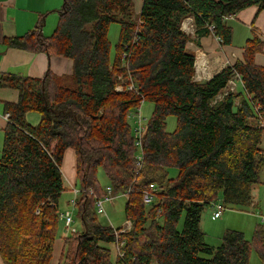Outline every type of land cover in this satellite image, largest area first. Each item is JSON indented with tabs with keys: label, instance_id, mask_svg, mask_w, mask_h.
<instances>
[{
	"label": "trees",
	"instance_id": "trees-1",
	"mask_svg": "<svg viewBox=\"0 0 264 264\" xmlns=\"http://www.w3.org/2000/svg\"><path fill=\"white\" fill-rule=\"evenodd\" d=\"M251 6L264 10V0H143L138 15L134 0H64L50 35L42 32V18L24 35L5 39L73 60L71 74L0 76V86L19 91L16 102L5 103L10 117L0 154L5 264H50L68 149L76 154L82 230L65 238L59 264H249L252 246L264 264V226L257 225L253 241L227 229L217 246L206 242L201 227L204 209L219 195L226 207L253 205L264 167V66L255 61L262 44L250 39L243 60L199 80L183 29L193 17L198 36L212 33L231 45L230 19ZM113 22L121 31L111 61ZM236 77L241 90L231 88ZM142 101L153 102L154 110L139 163L128 114ZM30 111L41 114L38 124L27 119ZM169 115L178 119L174 131L167 130ZM100 167L113 194L126 196L132 226L118 234L98 219L96 202L106 194ZM170 167L179 169L176 178ZM151 184L157 190L148 205L143 194ZM117 242L113 258L110 245Z\"/></svg>",
	"mask_w": 264,
	"mask_h": 264
},
{
	"label": "crops",
	"instance_id": "crops-1",
	"mask_svg": "<svg viewBox=\"0 0 264 264\" xmlns=\"http://www.w3.org/2000/svg\"><path fill=\"white\" fill-rule=\"evenodd\" d=\"M63 2L64 0H0V76L13 73L23 77L42 78L48 70L57 75L73 72L72 59L59 55L49 56L41 51L34 52L12 47L5 42L7 37L24 35L34 29L42 18L44 19L42 32L46 35L53 33ZM134 2L136 12L139 14L143 0H134ZM230 24L234 30L233 43L223 45L220 39L212 33L198 36L193 17H188L183 22V29L190 34L187 47L196 55L197 79H210L228 65L243 60L249 40L255 37L262 44L261 50L255 55V61L264 66V10H259L258 6L248 7L232 16ZM233 82L236 89L241 90L242 81L240 78L236 77ZM18 99L19 91L17 89L0 86V154L4 144V131L8 123L5 116L7 113L5 103L16 102ZM68 151L74 152L75 179L78 180L75 151L68 149L65 156ZM69 181L73 184L74 180L69 179ZM64 184L67 188L66 191L78 188L76 184L74 187H69L65 180ZM72 195L74 197V190ZM2 262L5 264L3 258Z\"/></svg>",
	"mask_w": 264,
	"mask_h": 264
},
{
	"label": "rangeland",
	"instance_id": "rangeland-1",
	"mask_svg": "<svg viewBox=\"0 0 264 264\" xmlns=\"http://www.w3.org/2000/svg\"><path fill=\"white\" fill-rule=\"evenodd\" d=\"M138 15V13L135 11ZM190 26V25H189ZM189 26L187 28H189ZM121 31V25L118 22L111 23L108 31V38L111 42L110 58L111 61L114 60L116 55V45L119 41ZM154 110V104L151 101H145L141 105V115L145 118L143 123L147 126ZM135 109H132L128 114V121L134 130L138 120V116L134 113ZM27 119L33 123L38 124L41 120V114L38 111H30L27 114ZM178 119L175 115H169L167 118V130L174 131L177 127ZM262 146L264 147V137ZM140 150H138L137 155H140ZM63 179L69 187H80V181L75 179V155L73 151H68L65 159L62 163ZM179 174V169L176 167L169 168V176L176 178ZM98 179L101 187L106 190L107 186L110 185V181L106 176V173L102 167L98 169ZM70 180H74L71 184ZM72 190V189H71ZM72 191H66L60 199L59 211L60 213L65 212L71 206L68 205V201L72 199ZM253 201L254 204L250 205L247 210H241L235 207H228L224 210L222 216L218 219H213L212 215L216 210V205L213 204L204 209L201 227L205 232V240L211 245H219L221 242V237L227 229H238L244 231L246 237L253 241L254 232L257 225L264 226V167L260 171V182L254 186L253 191ZM222 198L219 195L218 201L221 202ZM253 203V202H252ZM126 196L123 193L116 195V199L113 203L106 202L105 208L106 213H98V219L104 225H111L115 228L125 227L129 220L126 211ZM78 211L74 210V223L71 227V231L68 232L65 222L60 219V224L54 244L53 256L50 264H59L63 255L65 238L69 236L73 229L82 230V221ZM184 218L181 220L179 225L180 228L183 226ZM110 248L112 250V256L115 258L117 256V250L115 244H111ZM0 264H3L2 258L0 256ZM155 264V263H153ZM249 264H263L257 249L252 246Z\"/></svg>",
	"mask_w": 264,
	"mask_h": 264
},
{
	"label": "built area",
	"instance_id": "built-area-1",
	"mask_svg": "<svg viewBox=\"0 0 264 264\" xmlns=\"http://www.w3.org/2000/svg\"><path fill=\"white\" fill-rule=\"evenodd\" d=\"M231 88L232 89H235L236 86L234 85V82L231 81ZM121 86L118 87V90H121ZM129 88H133V86L131 85ZM145 102V101H142V103ZM142 103L140 104L139 107L135 108V111L134 113L138 116V120H137V123H136V127L135 129L133 130V135H134V141H135V145L136 147L140 150V152H142V138L144 136V133H145V130H146V125L143 123L144 121V117L141 115V105ZM6 118L9 119L10 117V113L7 112L6 113ZM142 160V154L140 153V155H138V162L140 163ZM74 197L70 200V202L68 203L69 206H71V208H68L65 212H62L61 213V219L64 220L65 222V225H66V228L68 230V232L71 231V227L74 223V210H77V197L78 195L80 194V189L79 188H74ZM157 190L156 186L154 184H151L149 189L146 190L143 194V198H144V202L146 204H151L154 200V197H155V191ZM106 194L105 196L103 197H100L97 199V202H96V210L98 213H106V208H105V203L106 202H111L113 203L116 199V195L113 194V188L111 185H108L107 188H106ZM216 205V210L214 211L213 215H212V218L213 219H218L222 216L224 210L227 208L223 203L222 201L221 202H216L215 203ZM132 226V222L131 220L129 219L128 222H127V225L125 227H122L123 229L121 230H118V228H115V232L116 234L120 233V232H124L126 230H129ZM76 230L73 229L72 232H75ZM121 243H118L116 244L117 246V251L118 253H120V245Z\"/></svg>",
	"mask_w": 264,
	"mask_h": 264
}]
</instances>
